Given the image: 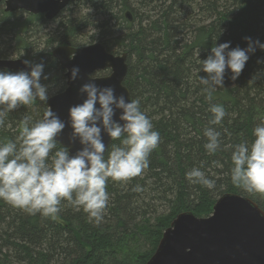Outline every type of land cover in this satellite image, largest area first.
Returning <instances> with one entry per match:
<instances>
[{
  "label": "trees",
  "instance_id": "1",
  "mask_svg": "<svg viewBox=\"0 0 264 264\" xmlns=\"http://www.w3.org/2000/svg\"><path fill=\"white\" fill-rule=\"evenodd\" d=\"M257 41L264 44V0H69L51 20L41 13L7 12L0 2V58H22L31 68L42 64L40 83L50 96L65 88L64 70L51 55L55 46L100 42L111 53L125 52L123 84L130 101L139 100L160 134L141 176L108 181L110 199L99 226L66 201L55 219H44L0 200V264H145L182 211L207 216L227 192L249 197L264 210V198L231 182L235 145H250L254 128L264 122V49ZM249 42L255 50L247 53L241 74L232 80L226 68L223 88L209 101L200 61L213 55V46L229 43L226 55L237 47L247 50ZM31 68L0 72L30 74ZM214 104L226 112L220 125L209 124ZM45 110L37 99L11 111L0 128V143L15 140L24 116L36 122ZM208 127L221 133L214 154L204 147ZM114 146L120 141L110 142L105 157ZM61 147L57 143L53 154ZM194 168L214 181V188L191 184L186 174ZM137 185L142 191H132Z\"/></svg>",
  "mask_w": 264,
  "mask_h": 264
},
{
  "label": "clouds",
  "instance_id": "2",
  "mask_svg": "<svg viewBox=\"0 0 264 264\" xmlns=\"http://www.w3.org/2000/svg\"><path fill=\"white\" fill-rule=\"evenodd\" d=\"M259 47L264 49V44ZM228 48L229 43L213 46V55L200 61L207 74L206 78L200 77V83L206 86L204 92L209 101L217 87L223 88L226 68L232 72L231 79H237L249 59L247 53L255 50L251 42L247 50L237 47L225 55ZM42 71L43 65L36 64L30 74L0 72V128L8 114L21 105L31 107L37 99L42 102L49 99L47 88L40 83ZM78 73L79 68L74 67L72 79ZM114 91L111 86L98 87L91 82L80 88L81 93H87V99L69 109L73 129L70 140L78 139L83 146L74 155H70L67 147L53 154L56 137L65 124L50 108L36 122L24 116L15 140L0 143V200L27 215L39 214L44 219H55L62 202L66 201L67 206L82 210L90 223L99 226L109 204L108 181L127 183L141 176L149 166L150 153L160 143V134L153 130L152 121L140 110L139 100L126 102L123 95L117 97ZM115 109L122 110L119 120L123 123L113 119ZM208 110L212 114L209 124L220 125L226 115L224 107L214 104ZM98 124H102L112 141H120V146H114L107 157L102 128ZM220 135L212 127L204 130L207 138L204 147L208 154L219 149ZM253 135L255 139L250 145H235L231 154V182L251 196L264 198V122L254 128ZM186 178L191 184L209 189L215 186L199 169H192ZM132 191L139 192L142 188L137 185Z\"/></svg>",
  "mask_w": 264,
  "mask_h": 264
},
{
  "label": "water",
  "instance_id": "3",
  "mask_svg": "<svg viewBox=\"0 0 264 264\" xmlns=\"http://www.w3.org/2000/svg\"><path fill=\"white\" fill-rule=\"evenodd\" d=\"M1 1V0H0ZM69 0H3L7 12L22 10L31 14H43L55 18ZM126 17L130 20L129 12ZM59 66L64 70L65 88L49 96L48 108L65 124L56 137L57 143L74 155L83 146L79 140L71 141L69 109L82 104L87 93L80 88L85 83L98 87L114 88V94L123 95L130 102L128 89L123 84L127 72L126 53L114 54L100 42L83 46L57 45L51 50ZM22 58H0V69L29 70ZM79 73L72 79V69ZM107 70L101 75L99 72ZM96 107L100 105L97 102ZM114 107V106H113ZM121 109H115L113 119L119 123ZM44 114V113H43ZM41 115V119L43 118ZM102 128V124H98ZM103 143L112 141L103 131ZM264 210L251 198L237 193H223L207 216L197 217L190 211L178 213L164 229L152 255L145 264H264Z\"/></svg>",
  "mask_w": 264,
  "mask_h": 264
},
{
  "label": "flooded vegetation",
  "instance_id": "4",
  "mask_svg": "<svg viewBox=\"0 0 264 264\" xmlns=\"http://www.w3.org/2000/svg\"><path fill=\"white\" fill-rule=\"evenodd\" d=\"M0 2H2V4H4L3 0H1ZM61 13V12H60Z\"/></svg>",
  "mask_w": 264,
  "mask_h": 264
},
{
  "label": "rangeland",
  "instance_id": "5",
  "mask_svg": "<svg viewBox=\"0 0 264 264\" xmlns=\"http://www.w3.org/2000/svg\"><path fill=\"white\" fill-rule=\"evenodd\" d=\"M90 30V29H89Z\"/></svg>",
  "mask_w": 264,
  "mask_h": 264
}]
</instances>
